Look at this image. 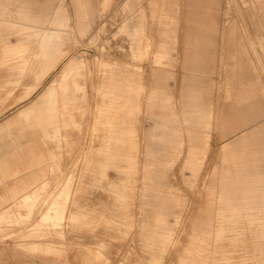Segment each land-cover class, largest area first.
I'll return each instance as SVG.
<instances>
[{"label":"rangeland","instance_id":"374dc122","mask_svg":"<svg viewBox=\"0 0 264 264\" xmlns=\"http://www.w3.org/2000/svg\"><path fill=\"white\" fill-rule=\"evenodd\" d=\"M29 1L31 18L0 13V93L17 95L0 100V109L58 82L71 57L78 63L66 81L77 98L63 115L68 123L60 127L58 117L52 123L51 101L38 108L41 135L59 146L53 159L56 169L34 201L22 206L28 210L22 219L0 222L1 254L14 262L41 251L36 250L37 240H50L63 246L49 253L61 256L71 246L68 236L87 233L123 243L120 263L143 254L149 260L137 264H254L248 258L264 257V237L251 236L252 230H264V166L236 156L261 149L264 136L263 130L252 133L264 115L241 123L249 108L264 106V0H90L93 11L85 30L78 23L74 0ZM136 21L142 24L140 54L134 53L128 32ZM13 22L27 26L18 29ZM36 28L57 34L41 61L34 55L38 36L29 34ZM194 34L207 45L194 49L189 43ZM19 40L28 44L20 74L12 67L17 57L4 55ZM195 50L204 61L188 59ZM109 62L138 89L130 124L134 158L131 167L109 164L103 174H93L86 157L102 148L101 81ZM197 64L204 71L193 70ZM192 72L198 78L191 79ZM191 80L209 86L198 124L187 118L186 88ZM240 81H253L259 90L240 100ZM155 92L168 98L169 107L154 100ZM245 133L251 135L244 140ZM191 148L197 151L194 169L187 162ZM64 187L70 197L60 208L54 201L63 200ZM12 197L13 204L22 205L23 198ZM233 204L259 217L232 221L228 211ZM70 211L77 216L70 218ZM158 213L163 222L156 219ZM240 227L244 229L236 231Z\"/></svg>","mask_w":264,"mask_h":264},{"label":"crops","instance_id":"0c3cea01","mask_svg":"<svg viewBox=\"0 0 264 264\" xmlns=\"http://www.w3.org/2000/svg\"><path fill=\"white\" fill-rule=\"evenodd\" d=\"M74 1L76 4L78 23L81 25V29L85 30L93 11L90 0ZM30 3L29 0H0V13H17L25 19L31 18ZM13 5L14 7H12ZM139 15L140 14H138V16ZM13 24H15L18 29L27 26L24 22H13ZM122 27L125 28L126 24L123 23ZM128 32L130 34L131 42L134 44V53L140 54L142 47L141 22L136 21L133 26L128 29ZM29 34L38 36L37 49L34 50V55L35 61H41L44 58V55H47V48L51 46L50 41L53 37H57L56 31L50 28H36ZM18 42L19 43L14 45L13 48H7L6 54L4 55L7 56L14 54V56L17 57L18 61L13 64L12 67L19 70L20 74L23 70L22 55L25 54L28 44L22 40H19ZM189 43L194 46V49H197L199 46L207 45L206 41L202 42V40H199L195 34L193 39H189ZM162 55L163 52L160 51L157 54V58L160 59ZM187 57L190 61L197 63L204 61L203 57L197 53V50L189 54ZM75 58L76 57H71L65 63L62 68L61 78L58 82L50 83L40 94L31 93V95H34L33 97L29 95L30 97L21 98L15 104L10 103L4 109H0V214L7 213L6 216H0L1 223L11 221L16 222L22 219L23 214H25V212L28 213L27 208H22V206L30 205L34 201L33 197L38 195L40 191L39 189L43 187L45 182L49 181L51 177V169H56V163H54L53 159H56L59 155V146L57 142L45 139L43 137L44 135H41L42 128L38 123L40 119V110L38 108L44 102L51 101L52 123L54 122L55 124L57 117L59 127L62 122L68 123V121L63 118V115L69 109V104L73 103V100H76L77 95L74 93L70 94V85H68L69 82L66 81V78L69 75L70 69H72L74 64L78 63V60ZM110 63L111 62L105 63L106 67L104 68L101 81V89L104 98L103 105L99 109L104 116L103 122L105 124L104 132L100 138L102 140V148L94 153V155L91 154L86 157L88 168L90 167L89 170L93 174H103L106 166L109 164L131 167V161L134 158V152L129 148L132 144V128L130 124H132L131 115L136 106H138V103L134 101L133 93L138 89L134 86L127 75L122 71L116 72L118 67L111 66ZM196 66H192V69L195 70L198 68L203 70L204 68L198 64ZM192 73L191 79H195L197 76L194 75L195 72ZM240 84L241 86L236 88V96L240 100L253 97V95L259 90L253 81H250L247 84L244 81H240ZM29 85H31L30 87L34 86L33 84ZM74 85L78 86V83L75 81ZM208 87V84H205V82L199 84L191 80L186 88V97L187 102L189 103L188 105L186 104L188 108L187 118H192L197 124L202 123L203 121L202 117L205 103L202 101V96L207 92ZM28 91L26 93H28ZM15 96L17 97L16 94L14 96H9L8 94L7 96L4 93H0V100H11V97ZM153 98L162 108L169 107L168 98L165 95L155 92ZM32 101L34 102L31 103ZM56 103L58 111L57 115ZM190 106L194 107L196 111L193 112V109H191ZM41 115L43 120L44 110L41 111ZM261 115H264V106H254L248 109V113L243 120H241V123H248L253 121L255 117ZM74 122L76 123L77 121L75 120ZM255 122L257 123V121ZM255 128L258 129H253L252 133L257 132L258 130L264 131V121L255 125ZM60 134L65 138V133L63 134L62 131H60ZM249 135L251 134L245 133L241 138L245 140ZM196 152L195 149H189L187 162L193 169L195 165L194 155ZM236 156L255 160L264 166V136L261 149L244 153L237 152ZM122 162H125L123 163L125 165L121 164ZM258 172L261 173V170ZM122 186L125 187L126 184L123 183ZM67 189L68 188L63 192V200L54 201L58 204L57 207L64 208V202H69L70 194ZM15 195L23 198L22 205H18L19 207L12 203V201L15 200L14 198H16L12 196ZM64 212L66 213V210H64ZM228 212H230L228 213V216L232 221H239L240 218L248 215L249 221L252 222L259 217L255 216L250 208L243 209V207H238L234 204L231 208L229 207ZM43 213H45V211ZM72 215H74V217L77 216L76 213L70 211L68 216L72 218ZM156 219L159 222H163L164 216L158 213ZM106 221L109 220L106 219ZM240 229L244 228H236V231ZM251 236L255 239H262V237H264V230L259 232L252 230ZM67 239V243L72 247L69 246L66 253L61 256L49 252H59L63 245L56 246L50 240H48V242L37 240V242H44H36V250H41L43 252L39 251L30 256H22L21 260L15 259L14 262L9 260L7 254H1L0 252V256L3 255L0 257V264H104L105 261H108L109 264H137V261L149 260V255L143 254L145 258H139L137 256L129 258L126 262L124 261L123 263H120V257L122 255L121 250L122 247H124L123 243L115 241V239L111 237L80 233L77 235L73 234L70 237L68 236ZM242 241L243 247H247V240L242 238ZM254 244L253 241L249 247L251 251L253 250ZM193 250L197 252L199 249L193 248ZM248 259H250L248 260V263L251 262L256 264L259 261L263 262L264 257L260 255L259 257ZM194 264L202 263L195 262Z\"/></svg>","mask_w":264,"mask_h":264},{"label":"bare ground","instance_id":"6f19581e","mask_svg":"<svg viewBox=\"0 0 264 264\" xmlns=\"http://www.w3.org/2000/svg\"><path fill=\"white\" fill-rule=\"evenodd\" d=\"M67 61V60H66Z\"/></svg>","mask_w":264,"mask_h":264}]
</instances>
